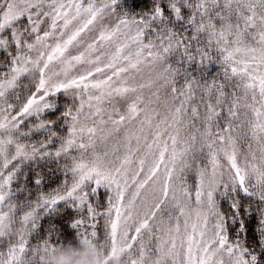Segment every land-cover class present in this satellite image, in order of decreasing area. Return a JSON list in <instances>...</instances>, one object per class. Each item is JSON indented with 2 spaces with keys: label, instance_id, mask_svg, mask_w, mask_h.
I'll use <instances>...</instances> for the list:
<instances>
[{
  "label": "rangeland",
  "instance_id": "1",
  "mask_svg": "<svg viewBox=\"0 0 264 264\" xmlns=\"http://www.w3.org/2000/svg\"><path fill=\"white\" fill-rule=\"evenodd\" d=\"M233 1L248 9L216 41L238 95L231 110L199 113L173 98L165 51L111 0H0V239L15 223L20 241L27 227L30 213L15 221L6 209L8 188L42 149L26 138L61 94L73 107L71 180L50 204L108 194L97 264H245L223 248L216 201L264 180V0ZM13 248L6 264L21 254Z\"/></svg>",
  "mask_w": 264,
  "mask_h": 264
},
{
  "label": "trees",
  "instance_id": "2",
  "mask_svg": "<svg viewBox=\"0 0 264 264\" xmlns=\"http://www.w3.org/2000/svg\"><path fill=\"white\" fill-rule=\"evenodd\" d=\"M111 2L117 16L139 25L143 41L165 51L174 99L190 97L188 101L199 113L232 105L238 95V78L216 39L223 22L235 21L238 8L248 9L245 4L233 0ZM72 109L71 102L55 95L41 117L44 126L26 138L35 147L43 143L42 149L34 160L18 165L8 188L6 209L15 221L27 213L31 216L20 241L15 223L0 239V264H6L14 246L22 251L10 264H97L109 250L104 237L109 199L105 191L85 192L82 206L50 204L71 180L72 158L65 141ZM224 112L222 118L228 119ZM247 189L228 187L217 198L218 212L225 220L223 248L245 264H264V180Z\"/></svg>",
  "mask_w": 264,
  "mask_h": 264
}]
</instances>
